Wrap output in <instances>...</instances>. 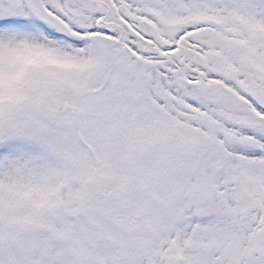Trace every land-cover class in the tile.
Listing matches in <instances>:
<instances>
[{
	"label": "snow or ice",
	"instance_id": "1",
	"mask_svg": "<svg viewBox=\"0 0 264 264\" xmlns=\"http://www.w3.org/2000/svg\"><path fill=\"white\" fill-rule=\"evenodd\" d=\"M0 264H264V0H0Z\"/></svg>",
	"mask_w": 264,
	"mask_h": 264
}]
</instances>
